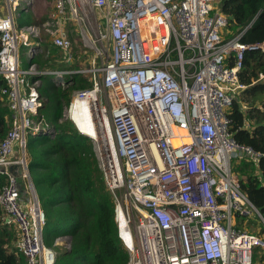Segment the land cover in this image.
<instances>
[{
  "label": "built area",
  "instance_id": "obj_1",
  "mask_svg": "<svg viewBox=\"0 0 264 264\" xmlns=\"http://www.w3.org/2000/svg\"><path fill=\"white\" fill-rule=\"evenodd\" d=\"M32 2L0 0V75L6 81L0 95L11 120L0 144V176L9 180L0 205L5 223L19 231L17 248L26 264H54L26 148L29 134L54 138L57 131L37 119L40 80L29 75L52 74L54 84L64 86L69 72L23 67L20 45L29 59L43 53L36 26L19 27L15 19L18 7ZM85 20L111 52L99 80L94 75L90 89L74 92L67 114L71 119L75 99L95 98L99 122L109 118L120 168L110 158L101 167L128 264H254V249L264 247V238L237 228L236 219H264L242 192L232 160L238 153L255 160L264 155L236 142L228 115L244 88L238 80L243 54L264 53V42L222 39L228 19L218 0H54L51 16L36 28L69 62L67 26ZM231 54L238 59L234 67L226 61ZM86 71L95 74V67Z\"/></svg>",
  "mask_w": 264,
  "mask_h": 264
},
{
  "label": "trees",
  "instance_id": "obj_2",
  "mask_svg": "<svg viewBox=\"0 0 264 264\" xmlns=\"http://www.w3.org/2000/svg\"><path fill=\"white\" fill-rule=\"evenodd\" d=\"M218 2L228 19L227 32L223 33L225 41L239 38L242 44L264 42V0ZM26 24L30 25L31 21H19L20 26ZM250 24L251 27L244 31ZM58 53L63 56L60 61L56 58ZM81 57H84L83 53L74 51L71 61L66 62L67 56L54 47L50 57L42 53L28 58L24 67L35 65L37 71L69 72L65 75L64 86L55 85L52 74L29 75L31 80H40L38 91L43 104L37 119L57 131L54 138L43 134L27 138L30 176L45 215L43 241L57 253L54 264H128L129 251L118 235L115 198L107 185L92 139L63 117L74 92L93 86L92 74L82 72L90 65H81ZM226 61L229 67H234L238 59L231 54ZM262 74L264 53L261 50L246 51L238 72V80L244 88L233 100L228 117L230 132L236 142L264 155ZM5 85L6 81L0 75V89ZM246 121L250 124L248 128ZM10 128L7 103L0 95V144ZM232 171L240 178L242 192L264 219V157L255 160L238 153L232 160ZM8 182L6 176H0V193ZM5 217V210L0 205V264H26L25 256L17 248L19 231L16 226L5 223ZM64 236L69 237V247L57 244ZM253 262L264 264V247L254 249Z\"/></svg>",
  "mask_w": 264,
  "mask_h": 264
},
{
  "label": "rangeland",
  "instance_id": "obj_3",
  "mask_svg": "<svg viewBox=\"0 0 264 264\" xmlns=\"http://www.w3.org/2000/svg\"><path fill=\"white\" fill-rule=\"evenodd\" d=\"M53 1L54 0H33V5L27 10L25 8L23 9L24 4L22 3L18 7L17 12L15 13V18L17 20V24L19 25V21L21 19H23L26 21L27 20L31 21L30 25L26 24L23 26L41 27V24L46 21L48 15L49 14L51 15L53 12ZM23 14H24V16H23ZM85 21L86 22L83 24L70 23L67 26V32H68V36L72 42L73 52L75 51V52H79V53L84 54V57H81L80 64L83 66H88V65H90V67L94 66L95 67V74H93V71H91L92 78L94 77V75H96L97 80H99V75L101 73L100 68L109 58V55L111 52V47H110L111 44L106 42V41L101 42V43L96 42L95 32L97 30L94 28V26L91 24L90 21H87V20H85ZM23 26L19 25V27H23ZM36 27H35V29L37 30V35L40 36V40H38V42L42 45L43 54L47 57H50L52 55V48H54L52 45V37L43 28H41L40 32H39V29ZM100 30L102 33H104L105 29L100 28ZM223 32L226 33L227 30L226 31L224 30ZM223 38H224V36L222 35V39ZM34 39L35 38H33V42H37V41H34ZM97 49L102 51V54L99 56L97 54ZM19 50H20L22 61L24 63H26V60L30 57L28 49L25 48L23 45H20ZM85 51H86V53H85ZM73 56H74V54H73ZM60 57H63V56L61 53H58V55L56 56L57 60L60 61ZM54 65H57V64H54ZM36 70H37V67H36ZM51 70H57V69H51ZM101 90H102L101 94H102L103 98H105L107 96V91L102 89V88H101ZM68 109H69V107L64 111L65 116L63 115V117L65 119H70L68 117V114H67ZM73 124H74V122H73ZM44 128H46V127L44 126ZM30 135L31 134H29L28 137H30ZM92 142H93L95 151L98 155L100 164L103 167L104 165H103V161L101 160V155L99 153L98 144H97L96 140H94V139H92ZM19 186L21 188L22 180H19ZM236 227L239 229L248 230V232H251L253 234H260V235L264 236V229H263L264 221L259 217H249V218L237 217ZM57 244L61 245V246L69 247L70 246L69 245V237H66V236L61 237V239L57 240ZM56 255H57V253H56Z\"/></svg>",
  "mask_w": 264,
  "mask_h": 264
},
{
  "label": "bare ground",
  "instance_id": "obj_4",
  "mask_svg": "<svg viewBox=\"0 0 264 264\" xmlns=\"http://www.w3.org/2000/svg\"><path fill=\"white\" fill-rule=\"evenodd\" d=\"M96 109L95 98L88 100L75 99L70 110L71 120L78 124V129L82 133L97 141L103 162L107 165L108 158H110L119 170L120 163L109 118L105 117L104 122L100 123L96 115Z\"/></svg>",
  "mask_w": 264,
  "mask_h": 264
},
{
  "label": "crops",
  "instance_id": "obj_5",
  "mask_svg": "<svg viewBox=\"0 0 264 264\" xmlns=\"http://www.w3.org/2000/svg\"><path fill=\"white\" fill-rule=\"evenodd\" d=\"M33 5V2H32V4L29 6V7H27V8H25L26 10L27 9H29L31 6ZM2 9V8H1ZM24 9V8H23ZM16 19V18H15ZM16 23H17V20H16ZM18 25V24H17ZM27 62H29L28 60L26 61V63H24V62H22L23 63V67H26L27 66ZM30 66V65H29ZM74 124L78 127V124L77 123H75L74 122Z\"/></svg>",
  "mask_w": 264,
  "mask_h": 264
},
{
  "label": "water",
  "instance_id": "obj_6",
  "mask_svg": "<svg viewBox=\"0 0 264 264\" xmlns=\"http://www.w3.org/2000/svg\"><path fill=\"white\" fill-rule=\"evenodd\" d=\"M250 27H251V24L244 31H247ZM11 170H14V168H12ZM15 174H16V172H15Z\"/></svg>",
  "mask_w": 264,
  "mask_h": 264
},
{
  "label": "clouds",
  "instance_id": "obj_7",
  "mask_svg": "<svg viewBox=\"0 0 264 264\" xmlns=\"http://www.w3.org/2000/svg\"><path fill=\"white\" fill-rule=\"evenodd\" d=\"M72 101V100H71ZM77 127V126H76ZM78 129V128H77ZM89 137V136H88ZM37 192V191H36ZM38 195V194H37Z\"/></svg>",
  "mask_w": 264,
  "mask_h": 264
}]
</instances>
